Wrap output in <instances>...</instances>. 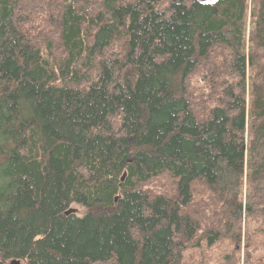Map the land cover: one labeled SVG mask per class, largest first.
Here are the masks:
<instances>
[{"label": "trees", "instance_id": "trees-1", "mask_svg": "<svg viewBox=\"0 0 264 264\" xmlns=\"http://www.w3.org/2000/svg\"><path fill=\"white\" fill-rule=\"evenodd\" d=\"M247 220L264 0H0V264H264Z\"/></svg>", "mask_w": 264, "mask_h": 264}, {"label": "rangeland", "instance_id": "rangeland-1", "mask_svg": "<svg viewBox=\"0 0 264 264\" xmlns=\"http://www.w3.org/2000/svg\"><path fill=\"white\" fill-rule=\"evenodd\" d=\"M39 16L40 15H34V18H32L30 24L38 25ZM194 82L196 81L194 80ZM198 107H200V105H198ZM156 183L164 184V185L168 184V182L165 180H160V181H157ZM159 187H163V186L159 185ZM195 197L199 198L197 197V195ZM69 210L79 216L84 215L88 211V209L84 205L78 202H72L69 206ZM247 222H246L247 230L252 232L256 228V234H255L256 239L252 241V247L256 244H261V249H263L264 248V233L262 232L260 233L259 231H257L258 225L256 224L255 221L247 220ZM252 247H250V249ZM243 248L244 247L241 248L242 249L241 251L242 262L240 264H243V252H244ZM232 249H233V244L230 243L229 241L221 240L212 245H207L205 240L203 239L200 245L195 244L185 249V251L183 252V258L180 264H225L224 262L225 254L231 252ZM261 254H263V251Z\"/></svg>", "mask_w": 264, "mask_h": 264}, {"label": "water", "instance_id": "water-1", "mask_svg": "<svg viewBox=\"0 0 264 264\" xmlns=\"http://www.w3.org/2000/svg\"><path fill=\"white\" fill-rule=\"evenodd\" d=\"M199 1H201V2H208L210 0H199ZM10 263L11 264H20L19 260H17V259H13Z\"/></svg>", "mask_w": 264, "mask_h": 264}, {"label": "bare ground", "instance_id": "bare-ground-1", "mask_svg": "<svg viewBox=\"0 0 264 264\" xmlns=\"http://www.w3.org/2000/svg\"><path fill=\"white\" fill-rule=\"evenodd\" d=\"M20 261V260H19Z\"/></svg>", "mask_w": 264, "mask_h": 264}]
</instances>
